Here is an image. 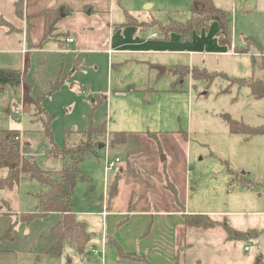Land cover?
<instances>
[{"label":"crops","instance_id":"0c3cea01","mask_svg":"<svg viewBox=\"0 0 264 264\" xmlns=\"http://www.w3.org/2000/svg\"><path fill=\"white\" fill-rule=\"evenodd\" d=\"M17 1L0 0V15L16 29L9 32L8 28L0 26V68L18 70L22 74V86L13 89L20 93V101L13 106L19 108L22 105L29 109V121L26 120L24 126L20 124L21 129H16L20 132L21 143L24 142L27 146L30 143H27L26 134L42 132L44 127L37 108L24 101L27 83L31 84L32 95L43 97L42 107L50 116L55 117L52 131L59 123V118L66 115L69 118L65 122L67 131L85 134L91 124L96 127L105 124L110 138L113 136L109 129L114 116L123 115V110L114 106L113 101L122 97H134L131 95L142 92L145 93L144 96H149L147 99L151 98L152 94L148 91L155 78L160 79L159 75L168 71V67L161 68L165 66L163 64L166 54L173 52L189 55L192 63L197 53L202 54L207 50L226 56L247 54L251 50L246 45L238 48L239 46L232 44L230 51L225 52L227 49H222L218 42V23L212 24L210 38L205 34L208 28L197 34L199 39L196 34L187 41L182 40L181 36L172 39L171 35L165 39L160 30V34L151 31L149 23L152 20L144 21L139 8L132 9L131 13L121 6L123 1L120 6L124 15L118 8L117 0H24L22 16L16 12ZM254 1L260 7L264 5V0ZM148 2L141 0L142 5L147 3L146 9L154 6L152 2ZM128 15L146 25H126ZM202 33L204 34L199 37ZM69 39L74 41L69 43ZM233 40L232 37V42ZM251 40L253 42L250 41L248 45L256 46L254 48L258 59L263 58L264 39L257 35ZM193 42H197L199 46H194ZM238 49L247 50V53H239ZM58 81L61 86L54 93H50L51 86ZM93 107L96 109L97 118L90 122ZM160 139L166 144L165 135L161 134ZM94 142L99 143V140ZM104 143H99L97 147L104 149ZM175 143L178 154L175 157V153L169 151L172 161L165 166L168 159L166 156L162 159L155 141L144 134L128 133L126 144L119 145L125 147L126 157H115L120 158L121 163L113 171L111 180L108 177L104 185L103 197L99 203L102 210L92 213L101 217L106 226L103 236L112 238L126 253L145 255L151 264L165 263L160 258L164 254L155 250L157 247L154 245L160 243L165 244V254L171 258L172 263L175 264L177 259L176 264H180L179 258L184 254L181 253L180 246L186 243L177 242L179 229H186L183 215L197 213L187 207L191 191L188 155L182 146ZM165 168L179 190L184 209L164 186ZM6 170L4 176L0 175V180L7 176L8 169ZM60 172L55 173V176L58 177ZM116 178L117 189L111 196L109 193ZM40 194L35 195L37 203L33 208H38ZM5 203L9 205L8 201L0 199V264H23L25 261L30 263L38 254H42L52 229L62 216L54 213L45 218V222H49L48 232L43 231L40 219L29 224L18 223L10 239L5 236L15 220L6 211ZM105 210L108 215L104 219L102 213ZM74 212L79 220H83L80 215L91 214H79L75 209ZM86 223L89 232L94 234L89 229V223ZM92 249L88 246V262L92 261Z\"/></svg>","mask_w":264,"mask_h":264},{"label":"rangeland","instance_id":"374dc122","mask_svg":"<svg viewBox=\"0 0 264 264\" xmlns=\"http://www.w3.org/2000/svg\"><path fill=\"white\" fill-rule=\"evenodd\" d=\"M121 1H123L121 6L126 7L131 13H133L132 9L139 8L144 21L156 20L167 25L171 19L185 22L191 16V0H148V4L152 2L154 5L149 9H146L147 3L141 4V0H117L118 8L124 15L120 6ZM214 2L216 6L226 9L232 20L233 46L241 48L246 45V48L251 50L247 54L235 56L221 55L207 50L202 54L197 53L192 63L189 55L173 52L166 54L163 64L165 66L161 68L168 67V71L160 74L158 77L160 79L155 78L154 84L148 91L152 94L151 98L147 99L149 96H144L145 93L142 92L131 95L134 97H122L113 101L114 106L123 110V115L114 116L109 133L127 132L145 136L147 133H155L159 139L161 134L165 135L166 144L160 139L161 148L157 147L163 151L160 152V156H166L168 159L164 163L165 166L172 161V154L170 156L169 151L175 153V157L178 154L175 150L177 146L175 142L182 146L188 155L191 191L187 207L190 211H197L191 214L209 215L212 220H218L219 223L208 231L187 227L179 229L178 244L186 242L184 246H180L181 253H184L182 258H179L180 264H256L258 258H261L264 264L263 236L241 241L230 239L223 226L226 218V222L232 228L241 232L260 230L264 227V135L249 137L243 134H231L222 119V115L229 114L233 119L252 127L264 125V98L255 99L248 87L231 86L222 78L208 85L206 81H194L188 77L178 84L171 72L174 65L178 64L177 66L186 67L199 65L201 69L226 73L235 79L264 76L261 59H258L255 50L257 47L248 45L257 35L264 39V5L260 7L254 0H214ZM151 27V31L160 34L159 26ZM206 31V36L210 38L212 25ZM175 37L179 38V35H171L172 39ZM196 38H198L197 34ZM210 43L209 41L208 44ZM193 44L199 46L197 42ZM222 47L227 49L225 52L230 51V46ZM19 101L20 93L13 89L0 92V130L21 129L20 124L24 126L25 121H29L30 112L27 106L20 105L19 108H14V103ZM94 109L95 107L90 122L97 118ZM102 109L103 107L100 110ZM17 110L22 116L12 115ZM20 119H22L21 123ZM59 119V123L53 127V133L61 149H76L86 141L85 134L66 130L65 122L69 120L68 116L64 115ZM26 139L30 144L27 146L22 142V153L35 156L36 161L46 171L57 174L63 170L64 162L49 156L50 143L43 131L27 133ZM98 140L104 143L107 134L99 136ZM124 148V146H116L110 149L111 158L120 155L126 157ZM104 160L103 148L96 147L92 155L85 156L82 166L87 178L77 185L73 197L75 211L79 214L91 213L89 216L80 215V218L89 223V229L94 233L89 246L98 251L102 248V237L106 226L101 217L92 213L102 210L99 203L106 183ZM5 172L6 169H1L0 175L4 176ZM112 174L113 172L107 175V179L109 177L111 180ZM22 177L28 178L27 175ZM247 186H252L253 189ZM43 191H47V188L29 177L22 179L20 185L13 190L0 189V199L8 201L9 205L4 204L6 211L16 220L23 213L37 210L33 208L37 203L35 195ZM40 220L43 231L48 232L49 222H45V219ZM107 242L104 264H139L137 261L121 259L116 247L109 243V237ZM163 245L165 246L161 243L154 245L157 247L155 250L164 254L160 257L165 261L164 264H173L171 258L165 254L167 250ZM90 257L92 261L88 262L86 258L67 247L61 255L42 253L38 254L34 261L30 263L25 261L23 264H102L101 253L92 254ZM174 262L176 264L177 259Z\"/></svg>","mask_w":264,"mask_h":264},{"label":"trees","instance_id":"16d2710c","mask_svg":"<svg viewBox=\"0 0 264 264\" xmlns=\"http://www.w3.org/2000/svg\"><path fill=\"white\" fill-rule=\"evenodd\" d=\"M16 12L19 16L23 14L24 0H18L15 3ZM232 20L229 18L226 10L215 5L214 0H192L191 16L185 21H176L171 19L167 25H163L159 21L153 20L150 26H159L161 34L168 39L172 34H178L184 41L190 40L194 34H199L202 30L208 29L213 23H218L219 33L217 35L218 42L221 46L232 47ZM126 25L142 26L136 18L128 15ZM0 26L8 28L9 32H14V26L0 15ZM252 41V40H251ZM253 42V41H252ZM239 53H247V50L238 49ZM264 53V52H263ZM262 68L264 70V56L261 58ZM176 77V83H182L188 77L194 81H206L211 85L216 79H225L231 86L236 85L248 87L255 99L264 98V76L252 77L250 79H235L229 77L226 73L209 72L207 69L199 67L177 66L171 69ZM24 93V101L37 108V114L41 116L43 121V133L50 143L49 156L51 158L62 160L65 164L59 177L53 172L46 171L36 161L35 157L22 153V143L20 141V132L17 130H0V169H8V174L4 179L0 180V189L13 190L20 185L22 175H27L32 180L38 181L42 186L47 188L46 192L38 195L39 206L35 212L23 213L15 220L6 234V238L13 236V230L18 223L29 224L36 219H45L50 215L57 213L62 216L61 220L52 229L48 244L42 249L41 253L47 255H61L65 249L71 248L74 252L86 258L89 255L88 246L92 240L93 234L89 232L88 225L85 221L79 220L74 212L73 197L78 183L86 179L83 170V162L86 155L92 153L99 143V136L108 134L105 124L94 126L90 125L84 133L86 141L79 145L76 149H61L55 141L52 131V117L42 107L43 97H34L32 95L31 84L27 83ZM22 86V74L18 70L1 69L0 68V92L7 89H18ZM61 86V82H57L51 86L50 93H54ZM226 92L228 91L225 90ZM222 119L229 128L231 134H243L249 137L264 135V125L252 127L244 122L233 119L229 114L222 115ZM127 132H115L111 139V146H119L126 144ZM147 137L156 142L161 148L160 139L155 133H147ZM160 152L163 153L162 149ZM165 188L170 191L177 204L184 209L182 205L179 190L171 181L167 169H164ZM251 189L252 186H247ZM264 188V186H263ZM117 189V178L112 186L109 195L115 193ZM253 189V188H252ZM187 228L208 231L214 229L219 223L214 221L209 215H183ZM224 218V229L230 239L244 240L264 237V227L260 230L252 229L247 232L237 231L232 228ZM109 243L117 248L118 255L121 259L137 261L139 264H151L145 255L130 254L123 251L116 241L109 238ZM256 264H263V260L258 258Z\"/></svg>","mask_w":264,"mask_h":264},{"label":"built area","instance_id":"2783aa9c","mask_svg":"<svg viewBox=\"0 0 264 264\" xmlns=\"http://www.w3.org/2000/svg\"><path fill=\"white\" fill-rule=\"evenodd\" d=\"M74 40L73 39H69L68 42L72 43ZM16 116H21L22 113L20 111H16L15 112ZM111 147V140L109 138V136L107 135V140L104 143V152H105V173H106V182H107V175H109L111 172H113L114 170H116L119 166V164L121 163L120 158H111L110 156V148ZM108 213L105 210L102 213V216L104 217V219L107 217ZM107 244V237L103 236L102 238V248L101 251L96 250L95 248L92 249V253L93 254H98L101 253L102 254V264H104L105 260H104V254H105V246Z\"/></svg>","mask_w":264,"mask_h":264},{"label":"water","instance_id":"95a60500","mask_svg":"<svg viewBox=\"0 0 264 264\" xmlns=\"http://www.w3.org/2000/svg\"><path fill=\"white\" fill-rule=\"evenodd\" d=\"M163 71H165V69H163ZM162 159L164 160L165 159V156H162Z\"/></svg>","mask_w":264,"mask_h":264}]
</instances>
